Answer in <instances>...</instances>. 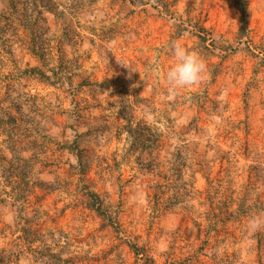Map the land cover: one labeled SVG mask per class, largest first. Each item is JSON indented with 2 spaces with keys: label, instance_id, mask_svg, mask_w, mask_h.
I'll return each instance as SVG.
<instances>
[{
  "label": "rangeland",
  "instance_id": "rangeland-1",
  "mask_svg": "<svg viewBox=\"0 0 264 264\" xmlns=\"http://www.w3.org/2000/svg\"><path fill=\"white\" fill-rule=\"evenodd\" d=\"M0 24L32 158L0 171V264H264V0H0ZM175 40L207 73L171 94Z\"/></svg>",
  "mask_w": 264,
  "mask_h": 264
},
{
  "label": "clouds",
  "instance_id": "clouds-1",
  "mask_svg": "<svg viewBox=\"0 0 264 264\" xmlns=\"http://www.w3.org/2000/svg\"><path fill=\"white\" fill-rule=\"evenodd\" d=\"M168 51L173 61L171 66L162 69L160 64L156 63L149 69L155 74L160 86L166 92L176 94L204 80L207 64L199 54L189 51L179 40L171 41L168 45ZM123 65L130 67L126 64ZM130 68L136 72L133 67ZM246 230H264V213L251 215ZM216 251L219 252L220 250L217 249Z\"/></svg>",
  "mask_w": 264,
  "mask_h": 264
},
{
  "label": "trees",
  "instance_id": "trees-1",
  "mask_svg": "<svg viewBox=\"0 0 264 264\" xmlns=\"http://www.w3.org/2000/svg\"><path fill=\"white\" fill-rule=\"evenodd\" d=\"M5 24H3V26L0 24V34H4L5 32H7L6 31L7 29H5ZM12 24H13V21H12ZM30 50L33 53V55L38 56L40 59H44V56L47 55V54H45L47 52V48L43 47V46L37 47L36 45H34L31 47ZM59 50H60L59 53L61 55V60L63 61L64 60L63 47H61ZM31 71L37 72L36 69H31ZM38 73L39 72H37V74ZM6 99L11 100L9 104H5L6 101H4V98L0 99V136H2V134H4L6 136V140L4 143L7 144V148L9 150L11 156L10 157H5V156L2 157L1 163H0V171L2 174L1 177H5L8 180V179L12 178L11 176L14 174L13 173L14 171H20L21 172V170L27 169V172H29L28 169L31 167L30 161H32L31 160L32 158L31 157H25L24 155H21L22 153H19L20 143H19L18 139L16 138V132L18 131V130H16L17 129L16 124L18 123L17 122L18 117L16 114L20 115L21 109L19 108L18 100L16 98L13 100L10 97H6ZM130 133L133 136L135 143H137L138 145H141L142 148L145 146L146 142L150 141V139L146 138V135L139 132L138 129L130 131ZM17 141H18V143H17ZM76 142H77V140L74 141V143H76ZM76 145H77V143H76ZM76 145L74 148H78ZM77 156L80 157V155H78V154H77ZM23 174L26 175V173H23ZM161 194H162V192H157L155 194V197H156L158 202H160V201L164 202V198L161 196ZM5 200L6 199H2V201H0V202H3ZM134 248H135L134 249L135 253L138 256H140V254H141L140 250L141 249L138 247H134ZM51 256H52V258H55L57 260V262H59V261L62 262L64 260L61 256H57V255H51Z\"/></svg>",
  "mask_w": 264,
  "mask_h": 264
}]
</instances>
